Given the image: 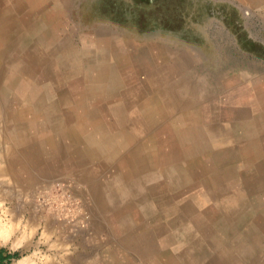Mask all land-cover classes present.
Masks as SVG:
<instances>
[{"label": "rangeland", "instance_id": "1", "mask_svg": "<svg viewBox=\"0 0 264 264\" xmlns=\"http://www.w3.org/2000/svg\"><path fill=\"white\" fill-rule=\"evenodd\" d=\"M247 3L22 0L0 21V264H249L264 183L249 200V132L214 120L264 75Z\"/></svg>", "mask_w": 264, "mask_h": 264}, {"label": "crops", "instance_id": "2", "mask_svg": "<svg viewBox=\"0 0 264 264\" xmlns=\"http://www.w3.org/2000/svg\"><path fill=\"white\" fill-rule=\"evenodd\" d=\"M21 1L0 0V21L12 20L15 7ZM245 1L249 5L250 0ZM256 1L264 6V0ZM229 95L231 97L228 104L223 102L215 109L214 120L220 121V127L224 129H232L233 125L239 124L240 128L249 132V200H254L257 194L263 193L255 185L264 183V75H253L242 85H236ZM246 132L244 133L247 135ZM260 210L253 216L264 215V207ZM65 263L77 264L71 259ZM249 264H264V223H249Z\"/></svg>", "mask_w": 264, "mask_h": 264}, {"label": "bare ground", "instance_id": "3", "mask_svg": "<svg viewBox=\"0 0 264 264\" xmlns=\"http://www.w3.org/2000/svg\"><path fill=\"white\" fill-rule=\"evenodd\" d=\"M9 13V12H8ZM1 221V220H0ZM4 223V222H3ZM0 233L2 234V235H4V234H6V233H8V231H9V227L8 226H6V225H3V224H1V222H0ZM8 225V224H7ZM8 234H6V236H7ZM16 264H32V259H31V257H23L21 260H19Z\"/></svg>", "mask_w": 264, "mask_h": 264}, {"label": "built area", "instance_id": "4", "mask_svg": "<svg viewBox=\"0 0 264 264\" xmlns=\"http://www.w3.org/2000/svg\"><path fill=\"white\" fill-rule=\"evenodd\" d=\"M37 192H38V193H41V192H42V189H41V188H38V189H37Z\"/></svg>", "mask_w": 264, "mask_h": 264}]
</instances>
